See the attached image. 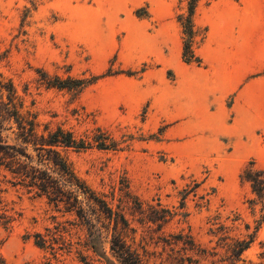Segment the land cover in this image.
<instances>
[{"label": "rangeland", "instance_id": "rangeland-1", "mask_svg": "<svg viewBox=\"0 0 264 264\" xmlns=\"http://www.w3.org/2000/svg\"><path fill=\"white\" fill-rule=\"evenodd\" d=\"M187 1L0 0V81L16 88L23 112L36 114L39 133L61 127L85 139L100 129L116 143L63 154L124 214L136 244L167 252L164 241L182 233L223 259L233 241L251 237L236 264H264V206L240 180L250 162L264 171V0H198L199 65L182 59L177 17ZM42 74L97 80L58 90ZM10 178L0 167V212L11 217L0 221L3 264H107L104 216L93 250L65 204L12 187ZM81 200L75 211L87 210ZM156 212L167 218L161 229L150 222Z\"/></svg>", "mask_w": 264, "mask_h": 264}, {"label": "trees", "instance_id": "trees-1", "mask_svg": "<svg viewBox=\"0 0 264 264\" xmlns=\"http://www.w3.org/2000/svg\"><path fill=\"white\" fill-rule=\"evenodd\" d=\"M198 0H188L186 16L179 15V23L184 35L182 59L186 64H200L199 57L195 54L194 38L196 33L193 29L192 16ZM97 78L91 79H49L42 74V81L48 88L58 90H82L93 84ZM23 110V102L17 95L13 84L0 81V167L11 178L8 183L12 187H21L34 192L36 196H43L49 202L66 205V212H74L76 217L87 227L91 248L96 239L95 221L104 216L108 221L105 227L109 237V255H103L107 264H236L241 261L242 254L249 248L252 238L249 240H236L228 246L223 259H215L217 253L210 252L194 242L191 236L179 233L171 236L172 241H164L169 250L161 253L147 250L143 240L135 243L136 231L130 227L129 221L124 214L113 212L108 204L99 199L84 182L73 172L71 165L65 158V150L76 152L95 148L97 150H114L116 143L100 129L85 139H77L72 132L57 127L49 130L46 126L42 133L38 132L36 114ZM10 131L11 134L3 139V134ZM240 180L249 185L256 202L264 206V171L255 167L250 162L240 174ZM1 192V189H0ZM82 196V202L88 204L87 210L77 209L78 196ZM129 193L125 194L128 200ZM130 199V198H129ZM80 201V202H81ZM1 206V199H0ZM1 211V210H0ZM159 212V211H158ZM157 213L153 224L159 229L167 223L164 215ZM171 217L169 211H161ZM2 220V221H1ZM0 221L7 225L11 217L0 212ZM112 225V229L108 230ZM39 238V236H37ZM45 241L39 240L35 245L44 248ZM96 252V251H95ZM113 259V260H112ZM81 262H85L82 257ZM0 264L3 261L0 259Z\"/></svg>", "mask_w": 264, "mask_h": 264}]
</instances>
